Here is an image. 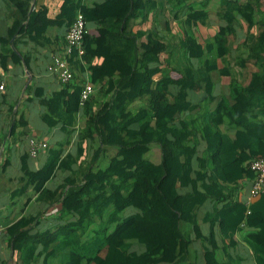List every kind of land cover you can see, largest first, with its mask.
<instances>
[{
	"label": "trees",
	"instance_id": "trees-1",
	"mask_svg": "<svg viewBox=\"0 0 264 264\" xmlns=\"http://www.w3.org/2000/svg\"><path fill=\"white\" fill-rule=\"evenodd\" d=\"M235 2L220 0L217 8L227 13L228 26L235 15L242 14L251 29L257 23L256 0H249L246 6ZM129 5L131 10L123 17ZM62 7L61 19L59 17L55 22L59 28L66 25L68 34L80 11L86 29L81 44L70 52L66 34L65 60L72 70L80 69L79 76L88 68L92 84L101 86L97 96L86 102L87 121L80 134V143L91 142L93 152L89 159L82 161V147L76 156H63L62 147L53 150L48 147L45 150L50 153L49 158L38 171L31 170L24 158L23 185L17 195L33 186L42 207L36 216L17 217L9 222L6 230L2 228L3 238H9L20 264H159L163 258L161 246L173 253L177 261L172 264H200L192 234L199 224L201 208L210 200L217 204L213 213L206 214L205 221L212 226L218 224L223 245L215 242L214 230L205 237L198 226L196 238L203 249L202 264H244L243 257L233 255L238 235L245 238L254 252V264H264V221L258 232L260 243L246 236L242 225L245 219L264 217V194L248 204L250 194L245 202H239L234 198L232 188L245 178L253 182L256 172L247 165L264 158V123L252 122L246 116L249 112L259 111L264 117V32L258 37L250 34L246 37L248 56L242 59V65L251 75L250 84L248 87L233 84L236 88L232 97L245 105L236 124L237 133L233 136L217 133L220 138L217 146L214 149L209 146V154H217V171L210 172L205 163L194 171L199 125L187 115L194 110L186 100L187 90L210 83L211 61L201 64L198 69L185 65L178 70L182 71L178 80L170 76L171 72L164 74L165 80L159 82V92H168L170 85L179 86L180 90L173 96L174 108L160 118L155 113L152 89L155 76L160 69L164 71L165 61L159 53L142 51L138 43L141 34L133 35L129 30L132 19L149 17L156 8L154 2L125 0L110 3L106 0L103 6L80 9L77 0H64ZM103 10L109 11L108 17L103 16ZM203 17L209 19L210 15L198 13L185 23L190 25ZM92 20L106 30L102 44L99 43L100 35L89 30L88 22ZM48 23L46 10L37 11L21 32L25 31L35 42L41 43L47 39ZM261 25L264 26V22ZM15 33L17 30H13ZM149 40L151 46L156 47L163 38L157 40L149 35ZM224 41L218 38L220 48L217 54H212L213 58L229 54L231 47H224L228 45ZM58 43L59 40H55V44ZM182 47L189 58L192 55L189 50L200 48L194 35L187 37ZM16 58L19 62L20 58ZM72 74L74 80V71ZM227 74L230 73L227 71ZM70 82L67 88L71 86ZM82 89H75L79 99ZM207 90L212 94L213 88L207 87ZM109 95L113 97L105 103L102 98ZM34 96L45 108L43 122L50 128L60 125L71 136L77 115L67 110L64 91L44 98L43 91L37 90ZM143 99L145 106L140 108L136 103ZM95 104L97 110L93 111ZM235 110L230 112L226 106L217 113L230 117ZM22 120L26 125L24 118ZM133 124L139 127L132 129ZM206 130L204 140L208 128ZM240 148L242 153L237 154ZM247 149L250 154H246ZM24 157L30 158V155L27 153ZM65 172L70 175H63ZM57 177L63 179L53 188L46 187ZM185 188L191 189L180 193ZM17 197L13 202H18ZM219 204H223L221 209L217 207ZM49 210L50 218L46 220L51 226L43 229L40 226L46 221L41 218ZM0 223L4 224L3 221Z\"/></svg>",
	"mask_w": 264,
	"mask_h": 264
},
{
	"label": "crops",
	"instance_id": "crops-1",
	"mask_svg": "<svg viewBox=\"0 0 264 264\" xmlns=\"http://www.w3.org/2000/svg\"><path fill=\"white\" fill-rule=\"evenodd\" d=\"M117 1L125 0H109L110 3ZM231 1H236L235 3L240 6H246L249 3V0ZM77 2L80 9H93L98 5L103 6L106 0H77ZM152 2H154L156 8L149 14V17L146 19H132L129 30L133 35L141 34L138 43L142 51L159 53L162 60L165 61L164 71L160 69L155 76L152 89L155 113L158 117L163 118L165 113L171 111V108H174L173 96H176L180 90L179 86L170 85L168 92H159V82L165 80L164 74L166 75L167 71L171 72L170 76L172 78L178 80L181 77L179 74H182V71L178 70L185 65L198 69L201 64L211 61L212 79L210 83L188 89L186 100L193 105L192 109H194L187 115H190L189 117H192V120L198 121L199 125L197 151L193 158L194 171H197L200 164L203 163L206 164L210 172L217 171V154H209L208 149L210 145H212V149L217 146L218 139H220L217 133L224 136H233L238 131L236 124L241 113L245 110V105L237 98L232 97V93L236 88L233 84L236 83L242 87H248L250 84L251 75H249L248 68L242 65V59H246L248 56V48L245 47L246 37L249 34L258 37L264 32V26L261 25L264 22V0H256V8L254 9L257 23L251 29L242 14L235 15L233 22L228 26L227 13L222 8H217L220 0H152ZM63 4L64 0H0V68H2L0 86L4 85V89L0 90V221H3L4 224L0 227L5 230L10 221H15L17 217L21 219L23 216H36L42 207L37 202L38 194L34 191L33 186L28 191L17 195L23 185L21 183L23 163L27 160L31 170L38 171L46 164L50 155L48 150H43L40 151L38 157H31L29 153V141L31 139L36 138L42 142H47L50 150L62 147L64 150L63 156L67 154L76 156L82 147L84 150L82 161L89 159L93 152L90 149L91 142L80 143V134L84 130L87 121L86 103L83 107L79 106L81 98L79 99L75 89L83 87L82 90H84L87 86H92L94 90L90 96L91 99L93 96H97L101 86L92 84L91 71L88 68L80 72L81 76H79L80 69L72 70L67 64L68 69H71L70 72L74 71V80L72 78L73 81L71 80V86L68 88L67 84L69 83L62 82L56 72L48 70L53 65L56 57L61 56L65 59L64 38L67 34V26L59 28L58 24L55 23L59 17L61 19ZM130 8L131 5H129V9L125 10L123 17L128 14ZM41 10H46L50 27L47 31V39L37 43L28 33L21 31L22 27L28 24L32 14ZM203 12L205 15L209 14L210 18L203 17V20L197 18L190 25L185 23L190 20L191 16ZM80 13L79 11L78 15ZM102 14L108 17L109 11L104 12L103 10ZM167 25H170V29H167ZM88 27L93 34L100 35L99 43L102 44L105 41L106 30L100 28L101 25L93 20L88 22ZM13 30H17V33L13 34ZM149 35L155 36L157 40L163 38L164 42H160V46L152 47ZM190 35H194L197 46L200 48L193 47L192 51L189 50L192 54L189 58L188 54L185 53L187 51L182 47V42L186 41V38ZM219 37L221 42L225 40L224 42L228 43L224 47L230 46L231 50L226 57L213 58L212 54H217L220 48L217 46ZM48 40L51 44L47 43ZM55 40H59L57 45ZM203 56L205 58H202ZM16 57L20 58L19 62L15 60ZM166 61H169L170 65H167ZM227 71L230 74H227ZM103 83L105 87L108 86L107 81ZM207 87L213 88L212 94L207 90ZM37 90L43 91L44 98H49L56 92L64 91V95L67 97V110L77 115V123L72 128L71 136L60 125L50 128L43 122L42 115L45 108L39 104V99L34 96ZM112 97V95H109L102 98V100L106 103ZM136 104L140 108L144 107L145 100H139ZM226 106H228L230 112L236 109L234 115L228 117V115L221 116L217 113L219 109ZM92 108L93 111H96L97 104ZM165 109L168 110L164 111ZM133 112H136V110ZM246 116L252 119V122L264 123V117L259 111L249 112ZM22 118H24L25 123L27 122L26 125L22 124L24 122ZM138 127V124L131 126L132 129ZM207 128V139L204 140L203 135L207 133ZM246 152V154H250L248 149ZM27 153L30 158L24 157ZM241 153L240 148L237 154ZM155 154L160 158L156 150ZM156 161H158V158ZM63 175L70 174L65 172ZM62 179L60 177L59 180ZM59 180L58 177L53 178L47 183L46 187L53 188ZM252 183V179L245 178L239 181L238 184L233 185L234 198L239 202H245L249 197ZM190 189H181L180 193L184 194ZM16 196H18V202H13L16 200ZM216 204L215 201L210 200L201 208L198 226L205 237L209 236L214 230L215 242L217 241L219 246H222L223 238L218 224L212 226L211 223L205 221L206 214L213 213ZM217 207L221 209L223 204H219ZM51 210L41 218V221H44V219L46 221L45 224L40 226L43 229L51 226L46 220L50 218ZM263 221V216L256 219H245L242 225H244L246 236L252 237L260 243L261 238L258 232ZM197 227L193 228L192 238L196 240L195 248L199 250V263L202 264L203 249L196 238ZM36 229L38 230V228ZM34 232L36 231L34 230ZM3 236L0 237V264H20L18 253L12 250L9 238H3ZM244 240L245 238L239 235L236 236L238 244L233 251V255L243 257L244 264H254V252ZM159 250L163 253V258L159 264H172L173 261H177L170 250L165 249L163 246Z\"/></svg>",
	"mask_w": 264,
	"mask_h": 264
},
{
	"label": "built area",
	"instance_id": "built-area-1",
	"mask_svg": "<svg viewBox=\"0 0 264 264\" xmlns=\"http://www.w3.org/2000/svg\"><path fill=\"white\" fill-rule=\"evenodd\" d=\"M85 21L83 14H79L77 20L73 27L70 29L67 34V40L69 42V52L73 47L79 46L82 42V39L85 35ZM79 48V47H78ZM83 54V51H81ZM49 71L56 72L62 82L68 83L72 80L73 75L68 69L66 60L59 56L56 57L52 66L49 67ZM2 74V68H0V75ZM4 89V85L0 86V90ZM93 87L87 86L80 96V106L83 107L84 104L90 99L91 94L93 93ZM48 148V145L43 141H39L34 138L29 141V152L32 157H37L40 151H43ZM248 169L256 172V177L253 180L250 197L248 204H251L253 200L257 199L260 195L264 194V158L259 160L251 161L248 165ZM3 229L0 227V236L3 234Z\"/></svg>",
	"mask_w": 264,
	"mask_h": 264
},
{
	"label": "clouds",
	"instance_id": "clouds-1",
	"mask_svg": "<svg viewBox=\"0 0 264 264\" xmlns=\"http://www.w3.org/2000/svg\"><path fill=\"white\" fill-rule=\"evenodd\" d=\"M38 157V156H37ZM34 158H36V157H34Z\"/></svg>",
	"mask_w": 264,
	"mask_h": 264
}]
</instances>
